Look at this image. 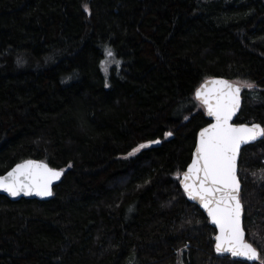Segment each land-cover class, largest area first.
Instances as JSON below:
<instances>
[{"label": "trees", "instance_id": "trees-1", "mask_svg": "<svg viewBox=\"0 0 264 264\" xmlns=\"http://www.w3.org/2000/svg\"><path fill=\"white\" fill-rule=\"evenodd\" d=\"M213 76L254 84L235 122L264 127V0H0V175L63 170L49 199L0 194V264H264V137L238 164L259 263L217 255L179 183Z\"/></svg>", "mask_w": 264, "mask_h": 264}, {"label": "snow or ice", "instance_id": "snow-or-ice-1", "mask_svg": "<svg viewBox=\"0 0 264 264\" xmlns=\"http://www.w3.org/2000/svg\"><path fill=\"white\" fill-rule=\"evenodd\" d=\"M106 55L112 57L113 53L109 50ZM102 63H105L104 71L107 72L106 62ZM214 83L220 87L210 91L197 90L195 93L206 107L207 114L215 118V123L200 131L194 159L183 174L182 186L188 196L198 200L212 222L218 225L220 235L216 237L217 253L229 252L234 257L258 261L262 257L252 243L246 242L242 226L243 205L237 157L242 143L264 137V127L259 124L249 127L230 123L240 105L242 87L252 89L255 85L246 82L237 86L224 80ZM167 135L171 136L172 133ZM143 147L145 145L139 146L141 149ZM61 175V171L45 163L29 160L18 164L5 178H0V189L14 197L21 192L30 195L33 189L37 195L51 196V185Z\"/></svg>", "mask_w": 264, "mask_h": 264}, {"label": "water", "instance_id": "water-1", "mask_svg": "<svg viewBox=\"0 0 264 264\" xmlns=\"http://www.w3.org/2000/svg\"><path fill=\"white\" fill-rule=\"evenodd\" d=\"M219 80L227 81V82H229L230 84H233V85L242 86L241 84L235 83V82H233V81H231V80H229V79H226V78H224V77L213 76V77H209V78L205 79L204 81H202V82L200 83V85H199V86L195 89V91H194V96H195V93H196L197 90L210 91V90H213V89L219 88L220 85L214 83V81H219ZM243 88H244V87H242V90H243ZM242 90H241V92H240V105H239V107H238V109H237L235 115L232 117V120L230 121V123H232V124L235 125V126L247 125V126H249V127H251V126L254 125V124H259V125H261V124L258 123V122H253V123H249V124H247V123H237V122H235V119H236L237 115L239 114L240 109H241V106H242ZM195 99H196V100H197V101H198V102L204 107L205 114H206L207 118L209 119V123H207L205 126L201 127V128L198 130V132H197V135H196V141H195V145H194V148H193V151H192V155H191L190 162H189V164L187 165L186 169H185V170L180 174V176H179V183H180V186L182 187V189H183V191H184V194H185L186 198H187L190 202L195 203V204H196V205L202 210V212L207 216L210 225H211L212 227L215 228V231H216V232H215V234H214V251H215V253H216L217 255H219V256H230V257L235 258V259H243V260H247V261H249V262H257V263H259L260 260H258V261H251V260H248V259H246V258H244V257H234V256H232L231 253H229V252L217 253L216 250H215V245H216V242H217V241H216V237H217L218 235H220V230H219L218 225H216V224H214V223L212 222V219H211V217L208 215L207 210L204 209V208L202 207V205L199 203L198 200H192V199L188 196V194L185 192V190H184V188H183V186H182L183 174L187 171L188 167H189V166L191 165V163H192V160L194 159L195 150H196V148H197V146H198V143H199V133H200V131H201L202 129L206 128V127H209L211 124L215 123V118H214V117H211V116H209V115L207 114V109H206V107L202 104V102H201L200 100H198V99L196 98V96H195ZM261 126H262V125H261ZM262 127H263V126H262ZM262 138H263V137H258L256 140H253V141H250V142L242 143V144H241V146H240V150H239V155H238V157H237V175H238V164H239V158H240V153H241L242 148L245 147V146L248 145V144H252V143H255V142H257V141H260ZM158 141H159V140H158ZM159 142H160V141H159ZM150 144H151V143H147V145H150ZM29 160L36 161V162H39V163H45V164H47L50 168L55 169V170H58V171H61V173L63 174V170H62V169H56V168H53V167H51L47 162H45V161H43V160L26 159V160H24V161H21V162L15 164V165H14L13 167H11L7 172H5L4 174L0 175V178H5V177L7 176V173L10 172V171H12V170H13L18 164L24 163V162L29 161ZM61 177H62V175L60 176L59 179L53 181V183H52V185H51V191L53 190V186L61 180ZM238 179H239V175H238ZM239 181H240V179H239ZM240 185H241V188H242L241 181H240ZM0 194H4V195H6V196L9 197L11 200H17V199H19V198H21V197H26V198H36V199L46 200V199H49V198L52 196V195H51V196H40V195H37L34 189L32 190V194H30V195H26L24 192H21L20 195L14 197V196H11L8 192L4 191L3 189H0ZM242 205H243V203H242ZM243 220H244V219H243V215H242V226H243V222H244ZM243 227H244V226H243ZM244 232H245V240H246V231H245V229H244ZM246 242L250 243L248 240H246ZM258 252H259V251H258Z\"/></svg>", "mask_w": 264, "mask_h": 264}]
</instances>
